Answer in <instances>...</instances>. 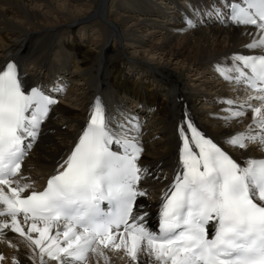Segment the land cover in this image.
Segmentation results:
<instances>
[{
    "label": "snow or ice",
    "instance_id": "1",
    "mask_svg": "<svg viewBox=\"0 0 264 264\" xmlns=\"http://www.w3.org/2000/svg\"><path fill=\"white\" fill-rule=\"evenodd\" d=\"M201 14L252 29L245 47L256 54L234 55L218 71L258 93L248 100L260 102L245 101L252 122L227 143L242 150L258 144L264 151V0H211ZM186 23L196 26L193 19ZM56 103L39 88L26 92L14 63L0 71V236L10 230L24 238L39 250L41 264L45 255L58 264H84L90 252L107 264L104 249L123 251L132 264H264V159L238 163L191 121L190 135L179 128L180 170L162 194L157 231L146 226L147 213L136 204L146 195L139 187L147 175L138 163L143 148L113 130L99 99L43 191L14 180ZM229 111V122L245 115Z\"/></svg>",
    "mask_w": 264,
    "mask_h": 264
},
{
    "label": "bare ground",
    "instance_id": "2",
    "mask_svg": "<svg viewBox=\"0 0 264 264\" xmlns=\"http://www.w3.org/2000/svg\"><path fill=\"white\" fill-rule=\"evenodd\" d=\"M210 3L0 0V71L17 60L25 91L40 86L57 101L14 180L32 184L30 191L43 188L78 142L97 98L113 130L137 138L144 147L140 163L147 175L142 183L152 192L142 198L141 212L151 211L147 218L180 170L179 128L185 127L186 119L238 163L264 159L258 144L242 150L227 143L231 135L247 132L252 122L245 101L254 106L260 102L248 100L258 93L226 80L218 71V66H230L235 54L256 53L245 47L253 39L246 34L252 29L203 16ZM194 9L201 11L194 15ZM186 19H193L196 26L188 27ZM228 100L234 103H225ZM229 110L245 115L229 122L224 119ZM5 232L0 236V255L5 257L0 264H41L38 249L18 234ZM104 253L107 264H132L123 251ZM44 261L58 264L46 255ZM84 264L106 262L90 252Z\"/></svg>",
    "mask_w": 264,
    "mask_h": 264
},
{
    "label": "rangeland",
    "instance_id": "3",
    "mask_svg": "<svg viewBox=\"0 0 264 264\" xmlns=\"http://www.w3.org/2000/svg\"><path fill=\"white\" fill-rule=\"evenodd\" d=\"M92 22H95V21H92ZM219 24H221V23H219ZM78 30H80V29H78ZM88 31L91 32V29H89ZM87 48H90V47H87ZM143 90L144 91H147L148 89L143 88ZM63 95H64V93L63 94L62 93L60 94L61 97H63ZM150 194H152V192Z\"/></svg>",
    "mask_w": 264,
    "mask_h": 264
}]
</instances>
